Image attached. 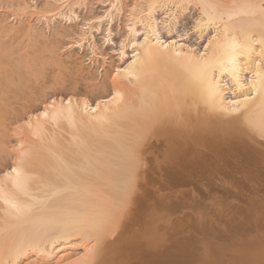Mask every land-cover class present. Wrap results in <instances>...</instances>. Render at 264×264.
I'll list each match as a JSON object with an SVG mask.
<instances>
[{"label":"bare ground","instance_id":"bare-ground-1","mask_svg":"<svg viewBox=\"0 0 264 264\" xmlns=\"http://www.w3.org/2000/svg\"><path fill=\"white\" fill-rule=\"evenodd\" d=\"M86 1L50 0L41 13L48 28L66 20L58 35L77 36L69 48L82 54L59 56L44 33L0 18V264L199 263L198 237L220 221L238 243L232 264H264V0H139L118 42L122 0L88 20L76 12ZM190 4L201 39L213 31L203 50L160 30L171 34ZM6 35L32 38L34 55ZM212 255L197 258L231 264Z\"/></svg>","mask_w":264,"mask_h":264},{"label":"rangeland","instance_id":"rangeland-1","mask_svg":"<svg viewBox=\"0 0 264 264\" xmlns=\"http://www.w3.org/2000/svg\"><path fill=\"white\" fill-rule=\"evenodd\" d=\"M23 1L24 0H0V18H4V25H5V27H6V30H8L7 29V27L9 28H13V29H21V27H22V29H23V27L25 28V26L27 27L28 25L29 26H31V27H33V28H36V30H38V32H40V33H44L45 34V37H46V41H47V44H51V45H58L57 47H59V49L60 50H58L59 52H58V54H59V56H63V57H66L67 55H72V54H75V53H77V52H80L81 54L82 53H86V52H88V48L86 47V45L80 50L79 48H74V49H70L69 47H70V43H72V42H75V40L77 39V36L76 37H74L73 35H71L70 37H67V35L66 36H63V35H58V32H61V33H64L66 30H68V23H66V20H64V19H62V18H59L58 20L57 19H55V17H50L49 18V21L51 20V21H53V22H51L50 24H51V27H49L48 28V26H46V22H45V20L43 19V18H41V13H43L45 10H46V7L44 8V6H46L45 4H47L48 3V1H50V0H32V2H31V0H25V1H27L26 3H27V5L29 6V7H31V8H29L30 10H27V13H29V14H25V13H23L24 12V8L22 9V6L24 5H22V3H23ZM25 1H24V3H25ZM34 1V2H33ZM138 1L139 0H122V3L121 4H119L118 5V7H117V10H115L113 13H115L114 14V16L116 17V19H114V21L112 22V24H113V30H114V40H115V42H118L119 41V39H121V37H122V35H124L125 34V32H126V25L128 24L129 25V23L131 24V22L133 23V21L134 20H132V19H134L137 15H138V13H139V11H138V13L136 12V10L135 9H132V8H135V5H134V7H133V4H136V3H138ZM29 2V3H28ZM111 3V5H113V1L111 2V0H88V1H86L83 5H81L80 7H78V9H76V12H77V14L78 15H80L81 16V18H83V19H87L88 20V18H96V17H99V15L101 16H103V15H105V10H110L111 8H112V6L110 7V3ZM31 3V4H30ZM33 3V4H32ZM31 6H30V5ZM54 4V3H53ZM56 4V5H55ZM55 4H54V7L56 6H58V7H61V8H64L65 7V4L64 5H60L58 2H55ZM60 6H59V5ZM104 4H105V6H104ZM25 6V5H24ZM36 6V7H35ZM121 8H120V7ZM194 5L192 4H190V8H191V10L189 11V12H187L185 15H180L179 16V19H178V22L176 23V26L173 28V31H172V33L171 34H168L167 33V31H168V28H164V26H163V23L161 22V25H160V30H161V32H162V34L165 36V38H170V37H172V38H176L177 40H183L182 41V43H186V44H190V45H192V46H194V48L195 49H199V50H203L204 49V47H205V45H206V43H207V40H209V38H210V36H211V34H212V32L213 31H209V33L208 34H205L204 35V37L201 39V37H200V35H199V33H197V31L195 30V19H196V17H197V14H198V10H197V8L196 7H193ZM36 9H34V8ZM119 8L121 9V10H119ZM42 9H45V10H42ZM131 9H132V11H131ZM67 10V9H66ZM138 10V9H137ZM30 11V12H29ZM33 11V13H31ZM165 12H166V9H164L163 10V8H162V10L160 9L159 11H158V13H157V18L160 20V21H163V19H166V16L164 15L165 14ZM31 13V14H30ZM104 13V14H103ZM133 13V14H132ZM44 14V13H43ZM42 14V15H43ZM29 15V16H28ZM34 15V16H33ZM135 17H134V16ZM32 16H33V19H32ZM114 17V18H115ZM134 17V18H133ZM165 17V18H164ZM30 18V19H29ZM52 18V19H51ZM1 19V20H2ZM89 19V20H90ZM106 20V21H105ZM130 20V21H129ZM94 21V20H93ZM29 23V24H28ZM34 23V24H33ZM108 23V20H107V18L106 19H104V28L106 29L107 28V26L109 25V23ZM31 24V25H30ZM97 24L98 23H94L93 24V26H97ZM127 25V26H128ZM15 27V28H14ZM70 27V26H69ZM48 28V29H47ZM141 29V28H140ZM77 30H78V28H77ZM9 35H11V33L9 34ZM9 35H6V37L7 38H3V39H1V41L3 42H5V44L8 42L9 43V41H12L11 40V38H13L12 36L11 37H9ZM13 35V34H12ZM98 36H97V39H98V41H100V44L102 45V39H103V35H99V34H97ZM74 37V39H73V37ZM20 36H18V37H14V38H18V40L20 41L22 38H19ZM9 38V39H8ZM13 38V39H14ZM25 39H23L22 41H20V44H19V41L17 42L16 41V39H14L12 42H10V44H13V43H15V41L17 42V43H15L16 45L15 46H17V44H18V48H20V47H24V49L27 47V45H29L28 47H27V49H22V50H24V51H21V53H22V56H25V54L27 53V52H29L28 54H31V52L30 51H32V50H34L33 48H34V40H32V38H27V37H24ZM76 38V39H75ZM100 38V39H99ZM30 39V40H29ZM7 42H6V41ZM9 40V41H8ZM1 42V43H2ZM3 42V43H4ZM23 42V44H21ZM7 43V44H8ZM6 44V45H7ZM10 44H8L10 47L12 46V45H10ZM9 48V47H8ZM86 48V49H85ZM105 48H107V47H105ZM27 50H30V51H27ZM85 50H87V51H85ZM109 50V51H108ZM107 51H106V53H108V58H113V61H114V63H115V65H120L119 64V61H118V57H117V55H116V53L115 52H113V50H110V49H108ZM26 51V52H25ZM34 51H32V54H31V56L32 55H34V53H33ZM131 52V51H130ZM131 54V53H130ZM20 55V54H19ZM19 55H15V57L18 59V57L20 58L21 56H19ZM12 62H14V60L12 61ZM88 64V63H87ZM32 106H34V105H32ZM31 108V107H30ZM31 111H34L33 110V107L30 109ZM29 112V110H27L26 112H27V115H26V113L24 114L23 112V115L25 116V119H27L28 118V116H29V118L28 119H31L32 117H34V112ZM30 115H29V114ZM32 114V115H31ZM23 116V117H24ZM27 117V118H26ZM27 122V121H26ZM25 123V122H24ZM264 187V186H263ZM262 187V189L263 190H261L260 188H257L258 190L260 189V191L263 193V195L262 194H260V196L262 195V197L261 198H263L264 197V188ZM195 188H196V186H195ZM195 188H177V189H179V191L181 190V191H189V192H191L190 190H192V189H195ZM247 188V190H245ZM196 189H198V188H196ZM195 189V190H196ZM200 189H202V190H205V191H207V187L205 188V189H203V187L201 188L200 187ZM199 189V190H200ZM208 189H209V187H208ZM245 189H242V190H244L243 192L246 194V193H249L247 196H249L250 194H251V191L250 190H252V188L250 189V188H248V187H245ZM194 190V191H195ZM199 190H196L195 192H199L200 193V191ZM201 190V191H202ZM175 191H177L176 189H175ZM247 191V192H246ZM202 193V192H201ZM206 193V192H205ZM205 193H204V196H205ZM219 195H221V196H223V194L222 193H219ZM199 196V199H202L204 196H203V194L201 195H197V197ZM203 196V197H202ZM218 196V195H217ZM220 196V197H221ZM246 196V195H245ZM244 196V197H245ZM247 196L245 197V200H246V198H247ZM243 197V198H244ZM244 200V199H243ZM232 201V200H231ZM235 200H233V202H234ZM241 204H243L242 202H240ZM239 204V203H238ZM236 205H237V203H236ZM205 210V209H204ZM228 211V210H227ZM198 212H203V208H202V211L201 210H198ZM198 212L196 213V212H194L193 214H192V216H190V218L189 219H186L185 218V222L183 223V224H192L193 223V221L194 220H196V214H197V216L199 215L198 214ZM201 214V213H200ZM208 214H210V213H208ZM225 215H226V212H225ZM212 217H210V216H207V218L206 219H211V222H210V220L208 221L209 222V225H210V223H211V225H214V224H218L219 223V220L220 219H218L217 218V216H215L214 214H212L211 215ZM193 218V219H192ZM215 219V221H214V219ZM218 220H217V219ZM184 220V219H183ZM191 220V221H190ZM218 222V223H217ZM225 223V222H224ZM221 223V221H220V224L222 225V226H220V224H218L219 225V228H218V230H217V227H218V225H215V226H217V227H214V233L213 232H207L206 234H204V235H202L201 237L199 236L198 238H200V240H202V242L204 243L203 245H201V244H199V245H197V246H199V251L201 252H199V255H202V257H203V254H204V257L202 258V259H204L205 257H206V259H208V261H209V257H211V256H213L212 255V253L214 254V255H219L218 253H220V251H221V254L220 255H223L222 257H225V258H227L228 259V257L230 258V262H231V264L233 263V259L230 257V256H228V254L229 255H231L232 253V250H234V249H236V247H237V241L236 240H234L233 239V233L232 234H228V233H223V231H224V227H228V225L225 223ZM224 225V226H223ZM225 225H227V226H225ZM206 226H208V224L206 223ZM222 229V231H220ZM216 230V231H215ZM218 231V232H217ZM216 233V234H215ZM218 233V234H217ZM248 234H253V233H248ZM189 235H191V236H189ZM232 235V236H231ZM260 237H259V239L262 241V238H264L263 236H264V234H262V232L260 233ZM124 237L125 238H127V239H133V238H135V239H142V238H144V235H143V233L142 232H137V231H128V232H126L125 234H124ZM206 237V238H205ZM262 237V238H261ZM164 238V237H163ZM190 238V239H189ZM164 239H166L167 241H169V242H173L174 244L175 243H182V242H188V240H192V234L190 233V234H186V235H178V234H167L166 236H165V238ZM207 240V241H206ZM234 242V243H233ZM206 244V245H205ZM203 246V247H202ZM204 246H206L208 249H207V251H208V253L210 254H207L206 255V253H205V251H204ZM218 247H222L223 248V250H221V248H219V250L220 251H218ZM233 247H235V248H233ZM239 247V246H238ZM212 248V249H211ZM203 249V250H202ZM209 249L212 251V252H210L209 251ZM214 249H217V250H215L216 251V253L217 254H215L214 252L215 251H213ZM204 251V253H202ZM197 252V253H198ZM223 253V254H222ZM226 253H228V254H226ZM226 254V255H225ZM198 254H197V257L199 256ZM219 255V256H220ZM177 256V255H176ZM227 256V257H226ZM141 257V259H142V261H141V264H152V262H153V260H152V257L151 256H149L148 254H143L142 256H140ZM197 257H195V259H197L196 261H198L199 263H197V262H195L194 261V263H189V264H201L200 263V261L198 260V258ZM217 257V256H216ZM221 256H220V258H222ZM199 258H201V257H199ZM219 259V258H218ZM232 259V260H231ZM179 260H180V258H179ZM179 260L178 261H176V263H178V264H180L179 263ZM201 260V259H200ZM222 260H224V259H221V260H219L221 263H223L222 262ZM189 262H190V260H188ZM202 261V260H201ZM205 261H207V260H205ZM193 262V261H192ZM224 262H228L227 260H225ZM185 263V262H184ZM204 263V262H203ZM207 263V262H206ZM229 263V262H228ZM227 263V264H228ZM181 264H183V262L181 263ZM186 264H188V263H186ZM205 264V263H204ZM224 264V263H223ZM230 264V263H229Z\"/></svg>","mask_w":264,"mask_h":264}]
</instances>
